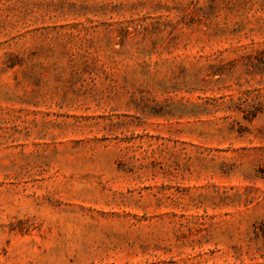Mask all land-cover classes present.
Instances as JSON below:
<instances>
[{
  "label": "rangeland",
  "instance_id": "rangeland-1",
  "mask_svg": "<svg viewBox=\"0 0 264 264\" xmlns=\"http://www.w3.org/2000/svg\"><path fill=\"white\" fill-rule=\"evenodd\" d=\"M0 264H264V0H0Z\"/></svg>",
  "mask_w": 264,
  "mask_h": 264
},
{
  "label": "trees",
  "instance_id": "trees-1",
  "mask_svg": "<svg viewBox=\"0 0 264 264\" xmlns=\"http://www.w3.org/2000/svg\"><path fill=\"white\" fill-rule=\"evenodd\" d=\"M259 111H260L259 108H255V109H254V112H253L252 115H251V117H255L256 114H257Z\"/></svg>",
  "mask_w": 264,
  "mask_h": 264
}]
</instances>
